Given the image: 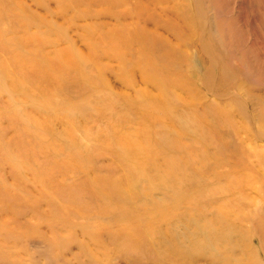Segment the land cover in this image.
Returning <instances> with one entry per match:
<instances>
[{"label": "rangeland", "instance_id": "374dc122", "mask_svg": "<svg viewBox=\"0 0 264 264\" xmlns=\"http://www.w3.org/2000/svg\"><path fill=\"white\" fill-rule=\"evenodd\" d=\"M0 264H264V0H0Z\"/></svg>", "mask_w": 264, "mask_h": 264}]
</instances>
